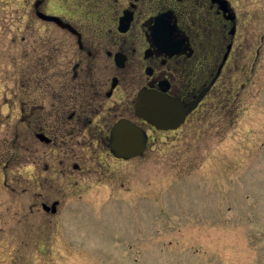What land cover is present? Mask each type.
I'll return each mask as SVG.
<instances>
[{
    "label": "rangeland",
    "instance_id": "374dc122",
    "mask_svg": "<svg viewBox=\"0 0 264 264\" xmlns=\"http://www.w3.org/2000/svg\"><path fill=\"white\" fill-rule=\"evenodd\" d=\"M32 1L0 0V264H264V112L242 103L228 130L209 111L196 127L153 132L142 157L76 170L66 142L33 140L31 95L18 100L20 87L63 84L66 50L53 66L44 58L63 39L37 38L48 29ZM247 3L250 38L264 39V0ZM261 65L246 86L263 92L264 55ZM33 149L50 155L37 166ZM54 200L55 213L42 208Z\"/></svg>",
    "mask_w": 264,
    "mask_h": 264
},
{
    "label": "flooded vegetation",
    "instance_id": "af4514ba",
    "mask_svg": "<svg viewBox=\"0 0 264 264\" xmlns=\"http://www.w3.org/2000/svg\"><path fill=\"white\" fill-rule=\"evenodd\" d=\"M248 7L247 0H33L36 22L48 29L40 35L34 31L37 38L42 43L63 39V46L44 55L46 63L53 66L58 49L66 50V62L56 69L63 84L19 88L21 104L26 103L23 90L31 95L33 140L59 147L66 142V161H75L73 168L79 170L80 161L100 174L144 156L153 132L196 127L209 111L222 117L228 130L242 103L263 113L264 91L246 86L264 55L262 34L250 38L255 16ZM41 12L62 22L46 20ZM41 72L34 66L29 73ZM140 92L143 101L168 99L175 114H183L178 126L160 129L142 117ZM119 122L139 132L144 148L138 155L117 156L112 149ZM31 153L37 166L50 155L49 150ZM59 155L63 160V151Z\"/></svg>",
    "mask_w": 264,
    "mask_h": 264
},
{
    "label": "water",
    "instance_id": "95a60500",
    "mask_svg": "<svg viewBox=\"0 0 264 264\" xmlns=\"http://www.w3.org/2000/svg\"><path fill=\"white\" fill-rule=\"evenodd\" d=\"M44 18L55 20L61 23L60 18L56 16L46 15L41 13ZM169 105L162 102L161 98L150 97L147 103L139 105V113L150 120L155 126L160 128L175 127L181 121V118L174 120L171 117V110L165 109L164 107ZM123 124L119 122L113 129V141L111 142L112 149L117 154V156L129 157L139 154L144 148L143 139H141L139 132L137 133L136 128L132 125L127 129L122 128ZM134 130V134L127 133L128 130ZM56 201L48 206L43 204V208L46 210L56 211Z\"/></svg>",
    "mask_w": 264,
    "mask_h": 264
},
{
    "label": "bare ground",
    "instance_id": "6f19581e",
    "mask_svg": "<svg viewBox=\"0 0 264 264\" xmlns=\"http://www.w3.org/2000/svg\"><path fill=\"white\" fill-rule=\"evenodd\" d=\"M164 108H165V109H169V107H168V106H165ZM172 111H173V110H172V108H171V114H172ZM54 201H56V202H58V203H59V201H58V200H54Z\"/></svg>",
    "mask_w": 264,
    "mask_h": 264
}]
</instances>
